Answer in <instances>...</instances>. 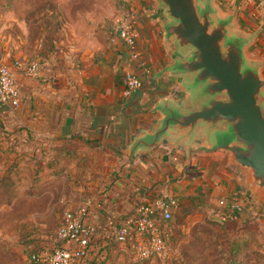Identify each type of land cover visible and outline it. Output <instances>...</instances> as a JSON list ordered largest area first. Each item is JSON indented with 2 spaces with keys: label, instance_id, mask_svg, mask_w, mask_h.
Returning a JSON list of instances; mask_svg holds the SVG:
<instances>
[{
  "label": "crops",
  "instance_id": "crops-1",
  "mask_svg": "<svg viewBox=\"0 0 264 264\" xmlns=\"http://www.w3.org/2000/svg\"><path fill=\"white\" fill-rule=\"evenodd\" d=\"M77 1L24 0L22 31L0 38L4 62L41 61L38 76L17 72L20 104L0 102V176L20 177L16 198L40 203L25 208L33 217L28 227H57L64 209L91 201L89 222L108 229L163 192L179 198L175 213L187 217L197 206L219 221L214 211L219 198L246 192L254 200L243 222L235 221L241 227L239 240H252L264 249V189L257 188L249 169L230 151L200 149L208 145L204 129L194 136L172 129L154 145L137 146L163 116L155 109L157 102H192L184 74L167 69L179 53L165 38L164 8L156 0H85L97 9H77L75 14L61 8ZM260 1L248 13L250 29L236 26V12L233 22L253 34L246 52L262 63V72ZM123 13L130 14L139 30L143 62L132 60L116 35L115 21ZM252 45L260 48L254 49L256 55L249 51ZM128 70L143 80L129 97L123 92Z\"/></svg>",
  "mask_w": 264,
  "mask_h": 264
},
{
  "label": "water",
  "instance_id": "water-1",
  "mask_svg": "<svg viewBox=\"0 0 264 264\" xmlns=\"http://www.w3.org/2000/svg\"><path fill=\"white\" fill-rule=\"evenodd\" d=\"M156 2L167 15L165 38L179 53L167 69L184 74L192 102H157L163 116L137 146L154 145L172 129H186L188 136L204 129L208 145L200 149L230 151L264 189V75L262 63L246 52L253 34L235 27L234 12L220 14L215 0Z\"/></svg>",
  "mask_w": 264,
  "mask_h": 264
},
{
  "label": "built area",
  "instance_id": "built-area-1",
  "mask_svg": "<svg viewBox=\"0 0 264 264\" xmlns=\"http://www.w3.org/2000/svg\"><path fill=\"white\" fill-rule=\"evenodd\" d=\"M264 3V0L260 1ZM117 37L126 45L131 59L143 62L138 49L139 30L129 13L121 14L115 21ZM41 61L15 59L11 63L0 57V102L17 106L21 102V88L16 79L20 71L26 77L38 76ZM143 84L142 77L135 71L125 73L123 92L132 96ZM91 201L77 207L66 208L56 229L45 235L48 241L40 249L30 250L31 264H92L108 255L111 242L127 247L133 260L146 264H157L170 250L171 221L179 206V198L167 192L156 195L150 202L139 205L136 213L108 229L90 223L88 220ZM253 204V197L246 192H236L219 198L218 213L221 221L243 222V213ZM218 220V219H217Z\"/></svg>",
  "mask_w": 264,
  "mask_h": 264
},
{
  "label": "rangeland",
  "instance_id": "rangeland-1",
  "mask_svg": "<svg viewBox=\"0 0 264 264\" xmlns=\"http://www.w3.org/2000/svg\"><path fill=\"white\" fill-rule=\"evenodd\" d=\"M254 1L215 0V3L222 15L236 12V26L247 30L252 27L248 22V13L253 9ZM61 8L65 12L75 14L77 9H97V6L92 2L78 0L74 4L62 5ZM23 10L24 0H0V38L6 37L10 32L22 31ZM249 49L251 55H256L254 49L260 48L252 45ZM262 73L264 75V69ZM5 175L7 174L0 176V264H31L29 261L31 244L40 245L48 241L45 235L51 234L56 226L47 230L34 225L28 227L33 217L26 214L25 208L32 202L25 201L22 197L16 198L18 186L22 184L20 177H15V194L6 198L4 191L8 182ZM35 201L36 203L32 204L39 206V200ZM189 210L187 217L179 212L175 213L172 221L174 225L170 229L169 253L159 258L157 264H264L263 247L261 244L255 247L256 242L252 240H239L241 227H238V223L214 222L215 216L210 215L208 211L203 213L201 207L194 206ZM214 211L220 213V206H216ZM235 241L241 245L234 254L232 246ZM107 249L108 255L98 261L101 264H146V261L141 259L133 260L127 247L120 243L111 242ZM232 259L237 261L229 262Z\"/></svg>",
  "mask_w": 264,
  "mask_h": 264
},
{
  "label": "trees",
  "instance_id": "trees-1",
  "mask_svg": "<svg viewBox=\"0 0 264 264\" xmlns=\"http://www.w3.org/2000/svg\"><path fill=\"white\" fill-rule=\"evenodd\" d=\"M6 176V179H7V182H8V184L6 185V187H7V189H5V193H4V195H6V198H8V197H11V196H13L14 194H15V179L10 175V174H8V175H5ZM3 178V177H2ZM213 221L215 222L216 220H214L213 219ZM216 222H219V221H216ZM219 223H223V222H219ZM171 225L173 226L174 224L172 223V221H171ZM32 246V249L31 250H36V249H40L42 246H44V244L42 243V244H40V245H37V244H31ZM240 242H238V241H235V243L233 244V246H232V248H233V252H234V254L237 252V250H238V247H240ZM235 261H237L236 259H232V260H230L229 262H235ZM92 262H96V264H101L100 262H98L97 260H92L91 261V263Z\"/></svg>",
  "mask_w": 264,
  "mask_h": 264
}]
</instances>
